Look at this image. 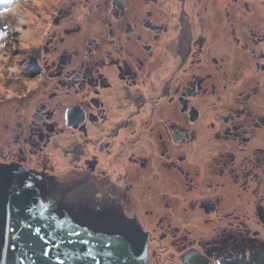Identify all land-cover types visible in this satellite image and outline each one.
I'll list each match as a JSON object with an SVG mask.
<instances>
[{"label":"flooded vegetation","instance_id":"obj_1","mask_svg":"<svg viewBox=\"0 0 264 264\" xmlns=\"http://www.w3.org/2000/svg\"><path fill=\"white\" fill-rule=\"evenodd\" d=\"M33 15L1 82L0 163L137 221L147 264H264V0Z\"/></svg>","mask_w":264,"mask_h":264},{"label":"water","instance_id":"obj_2","mask_svg":"<svg viewBox=\"0 0 264 264\" xmlns=\"http://www.w3.org/2000/svg\"><path fill=\"white\" fill-rule=\"evenodd\" d=\"M147 237L121 212L73 208L54 181L0 163V264H147Z\"/></svg>","mask_w":264,"mask_h":264},{"label":"rangeland","instance_id":"obj_3","mask_svg":"<svg viewBox=\"0 0 264 264\" xmlns=\"http://www.w3.org/2000/svg\"><path fill=\"white\" fill-rule=\"evenodd\" d=\"M50 4L51 0H0V97H3L1 84L3 76L5 80L16 77L14 74L16 68L12 66V63L13 65L15 63L13 59L10 63L9 59L10 56L13 57L10 52L18 49L14 34L19 33L16 38L20 42L24 41V46L32 45L33 29L40 26L36 24L33 27V12L47 11Z\"/></svg>","mask_w":264,"mask_h":264}]
</instances>
